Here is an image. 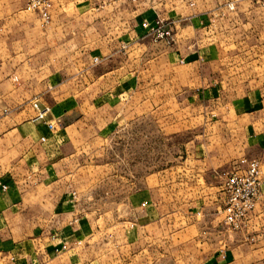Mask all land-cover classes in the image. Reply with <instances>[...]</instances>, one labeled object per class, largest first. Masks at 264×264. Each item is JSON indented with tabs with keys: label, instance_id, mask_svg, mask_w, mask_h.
<instances>
[{
	"label": "crops",
	"instance_id": "obj_1",
	"mask_svg": "<svg viewBox=\"0 0 264 264\" xmlns=\"http://www.w3.org/2000/svg\"><path fill=\"white\" fill-rule=\"evenodd\" d=\"M250 15L262 24L264 0H54L50 26L34 15L37 29L18 45L5 30L8 14L0 23V264H255L260 246L229 242L219 211L199 222L201 211L162 207L157 183L107 200L103 233L100 211L85 213L77 189L98 181L90 178L102 167L97 152L129 120H164L157 133L171 135L178 114L201 134L169 169L170 189L179 169L213 173L219 184L242 158L264 172V31L251 37L261 42L247 58L228 41L234 19ZM157 16L172 24V43H154L143 30ZM33 104L49 108L43 121ZM150 179L159 183L160 173L142 181ZM263 226L264 187L247 230Z\"/></svg>",
	"mask_w": 264,
	"mask_h": 264
},
{
	"label": "rangeland",
	"instance_id": "obj_2",
	"mask_svg": "<svg viewBox=\"0 0 264 264\" xmlns=\"http://www.w3.org/2000/svg\"><path fill=\"white\" fill-rule=\"evenodd\" d=\"M0 2L1 6L7 5V7L0 9V23H2V25L3 23L5 24L8 14L14 17V19L10 21L11 23L4 25L5 30L16 32V39H18L17 44L21 45L23 42V39H21L23 33L35 31L36 27L32 24L34 14L24 9L22 0H0ZM9 6L11 8L10 12L4 11V9L8 10ZM250 16L240 20L237 18V20L234 19L235 25L231 30V37L228 40L231 49H234V51L242 54L246 58L249 52L252 53V47H260L259 43L261 40L251 37L255 36V33L264 31V21H262V24L259 26L253 23L256 18H254L253 15ZM257 16L262 19L261 15L257 14ZM6 23H8V21H6ZM245 53L246 55H244ZM244 89H248V87H244ZM3 108L4 107H2L1 110H3ZM177 116L180 117L179 114ZM178 117L176 120V129L178 131L171 135L164 134L163 131L161 134L157 133L159 126H161V128L168 126V124H164V120L160 119L159 122L152 117L129 120V123L124 125L125 128L123 130H119V128L117 132L106 141V150L102 149L97 152V160L98 163L102 164V167L97 169V177L96 175H92L90 178H96L98 181L84 189L81 187L77 189L78 192H82V199L79 200V203L82 205L83 208L81 209H83L85 213L94 210V208H98V211H100L95 214V218L96 220L99 219L97 224L99 226L98 229L102 231L101 233L104 231L105 220L101 218L103 214L100 213H104L105 205L108 204L106 203L107 200L109 202L112 200L119 202L120 198L125 197L126 194L131 195L139 188L152 187L155 183H157V189L161 190L159 193L160 196L157 195L155 199L161 200L162 207L176 206L177 208L186 209L187 211L192 210L194 213L196 211H201L202 219L200 220V218H198L199 222L207 219H215V214H218L219 211L221 213V217H219L222 221V196H217L216 198L214 196L217 192L214 191L215 189H211V194L208 193L209 191H206L207 183H212V185H217V187L221 188L219 181L216 180L217 183H215V180L211 178L213 173H209L202 177L199 173H186L184 169H179L178 175L181 176H176V182H173L177 184V187H172V189H170L173 184L168 182L171 173L169 169L176 165L178 166L184 161L186 157L185 145L192 141L196 143L199 142V136L201 134L198 123L194 122L188 125L183 122L185 119ZM104 164L108 165L105 166ZM157 172L160 173L161 178L159 183L157 181L153 182L151 179L148 183L142 181V178ZM81 174L80 176L82 177ZM176 177L173 176L172 178L175 179ZM204 180H206V184ZM170 190L177 192L172 193L169 192ZM106 193L109 194V197ZM219 193L222 194L221 189L217 192V194ZM216 208L218 210H215ZM248 216L245 221V227L240 231H231L222 223L218 225V229L223 231L226 236L228 234L232 236L228 239L231 243L244 237L247 239L246 242L250 244V246H260V258L257 259L255 264H264V245H261L264 244L262 243L264 241V226L260 228L261 232L258 233L253 230L248 231ZM195 221L196 220L193 219V222ZM258 235L262 236L257 238ZM249 239H252V241H249ZM220 247L226 248V245L220 244ZM209 253L210 250L209 252L206 251L204 256ZM105 255L106 252L103 253V257ZM163 260L165 262L161 264H171L168 258H163L162 262Z\"/></svg>",
	"mask_w": 264,
	"mask_h": 264
},
{
	"label": "built area",
	"instance_id": "obj_3",
	"mask_svg": "<svg viewBox=\"0 0 264 264\" xmlns=\"http://www.w3.org/2000/svg\"><path fill=\"white\" fill-rule=\"evenodd\" d=\"M131 3L139 4L152 2L154 0H128ZM189 7L194 6L195 0H183ZM24 9L34 14L42 28H48L52 21L54 0H22ZM226 9L229 12L235 10L233 3H228ZM142 28L146 35L154 43L164 42L170 44L174 41L172 24L157 16L154 22H143ZM98 60L94 59V63ZM36 110L34 120L43 121L49 112L48 107L40 109L37 104H33ZM51 129L53 126L48 123ZM44 141V139H41ZM264 187V172L257 160L242 158L233 169L223 175L221 192L223 194V218L221 223L231 231H240L245 227L248 214L254 209ZM7 186H1L2 191L7 190ZM252 241V239H249Z\"/></svg>",
	"mask_w": 264,
	"mask_h": 264
}]
</instances>
